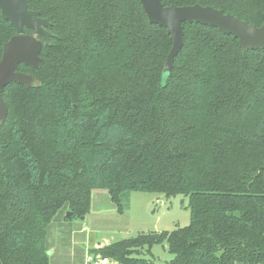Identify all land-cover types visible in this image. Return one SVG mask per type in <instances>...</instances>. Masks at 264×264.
Segmentation results:
<instances>
[{"label":"trees","instance_id":"1","mask_svg":"<svg viewBox=\"0 0 264 264\" xmlns=\"http://www.w3.org/2000/svg\"><path fill=\"white\" fill-rule=\"evenodd\" d=\"M53 34L39 86L11 82L0 126V264H51L46 237L58 211L85 216L95 189L122 210L126 190L189 196L190 223L92 249L119 264H264V49L243 51L218 28L184 23L172 47L140 0H28ZM200 3L264 24V0ZM26 33L33 34L26 28ZM16 34L0 10V59Z\"/></svg>","mask_w":264,"mask_h":264},{"label":"rangeland","instance_id":"2","mask_svg":"<svg viewBox=\"0 0 264 264\" xmlns=\"http://www.w3.org/2000/svg\"><path fill=\"white\" fill-rule=\"evenodd\" d=\"M162 201V203H161ZM122 210L106 189H95L91 209L85 216L70 217L67 207L61 208L48 226L46 247L51 264H85L89 254L102 264L107 263L93 248L104 247L113 242L136 236L140 233L170 231L190 223L189 196L178 194L166 196L156 192L126 190L121 194ZM95 230L100 245L89 248L87 234ZM147 248L142 255L155 264H168L173 258L168 244H156L152 255ZM240 264H243L240 262Z\"/></svg>","mask_w":264,"mask_h":264},{"label":"water","instance_id":"3","mask_svg":"<svg viewBox=\"0 0 264 264\" xmlns=\"http://www.w3.org/2000/svg\"><path fill=\"white\" fill-rule=\"evenodd\" d=\"M140 1L150 22L166 27L173 42L164 64L163 79L171 72L175 57L183 46L185 22L216 27L225 34H232L243 51L264 49V24H249L230 12L200 3L178 6L165 5L162 0ZM0 10L3 18L16 29V34L4 44L0 59L1 126L9 111L3 97L5 87L11 82L23 83L27 87L40 85L34 74L20 71L18 67L21 63L39 67L44 61L40 55L42 48L50 45L53 34L48 29L51 25L49 19L42 17L38 10L31 9L28 0H0ZM26 28L32 29L33 34L26 33Z\"/></svg>","mask_w":264,"mask_h":264},{"label":"crops","instance_id":"4","mask_svg":"<svg viewBox=\"0 0 264 264\" xmlns=\"http://www.w3.org/2000/svg\"><path fill=\"white\" fill-rule=\"evenodd\" d=\"M162 203V201H161ZM98 238V234H97V231L95 230H92L90 231L88 234H87V245H89V248L91 247H96L97 245L99 246L100 243L96 242V239ZM97 248V247H96ZM95 249V248H93ZM112 260L109 261V263H111ZM236 264H240V262L236 263Z\"/></svg>","mask_w":264,"mask_h":264},{"label":"built area","instance_id":"5","mask_svg":"<svg viewBox=\"0 0 264 264\" xmlns=\"http://www.w3.org/2000/svg\"><path fill=\"white\" fill-rule=\"evenodd\" d=\"M97 256L89 254L85 260V264H102L97 258ZM110 260L106 262L109 263Z\"/></svg>","mask_w":264,"mask_h":264}]
</instances>
